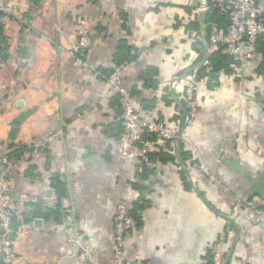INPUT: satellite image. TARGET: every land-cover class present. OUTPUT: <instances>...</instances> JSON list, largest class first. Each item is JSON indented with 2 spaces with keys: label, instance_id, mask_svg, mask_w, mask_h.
Here are the masks:
<instances>
[{
  "label": "crops",
  "instance_id": "1",
  "mask_svg": "<svg viewBox=\"0 0 264 264\" xmlns=\"http://www.w3.org/2000/svg\"><path fill=\"white\" fill-rule=\"evenodd\" d=\"M4 2L12 14L0 12V170L6 149H38L11 175L13 195L39 203L17 209L14 264H123L124 257L141 264H211V247L227 224L221 214L251 195L264 203L260 63L241 62L234 73L221 74L216 87L202 85L189 134L208 173L199 166L182 172L170 163L143 177L139 163L114 150L122 110L98 71L114 68L124 45L131 46L136 57L124 66L127 85L152 100L157 118L171 122L185 89L178 79L211 55L205 45L203 54L196 49L197 0ZM78 14L92 29L87 58L96 72L69 54ZM61 191L60 218L54 208ZM123 199L138 221L119 255L114 228ZM241 225L227 264H264V230L245 217Z\"/></svg>",
  "mask_w": 264,
  "mask_h": 264
},
{
  "label": "built area",
  "instance_id": "2",
  "mask_svg": "<svg viewBox=\"0 0 264 264\" xmlns=\"http://www.w3.org/2000/svg\"><path fill=\"white\" fill-rule=\"evenodd\" d=\"M197 2V12L202 18L205 12L208 14L209 3L208 0H197ZM224 10L229 13L230 23L227 27H220L215 22L209 23V42L206 40V36L203 38V27L200 18L201 33L199 38L203 41V45L208 44L209 53L221 49L224 53L232 55L236 60L244 63H259L261 55L257 51L256 42L260 36H264V4L259 0H227ZM0 12L8 15L12 14L4 0H0ZM75 23L77 40L70 49L69 54L77 66L95 71L94 65L90 64L87 58L88 48L92 41V29L82 14L75 17ZM204 26L207 29L206 18ZM195 37H197V34H195ZM207 64L208 60H202L191 65L188 67V72L178 79L184 80L185 83L181 105L183 102L187 111L182 106V108L178 107L175 112V115L179 114L180 111L185 112V120L182 125L179 119H174L171 122L161 121L152 111L145 109L140 99L133 94L132 88L126 83L124 65L114 66V71L106 83L108 94L110 96L116 95L119 98L124 127L121 138L114 144L115 152L128 161L134 163L144 161L157 170L159 162L151 160L149 154L160 151L176 154L179 151L181 141L184 143L185 149L190 151L191 154L188 163L199 166L208 173L207 167L201 161L199 151L192 145L189 134L190 126L194 124L202 105L201 89L207 78L201 76L200 68ZM255 76L264 78L262 74L258 73ZM174 84L176 82L172 83V85ZM148 132L155 134L156 137L154 139L144 138L145 133ZM12 151L14 150L11 148L6 149L1 157L0 259L2 264H14L17 259L15 249L17 209L24 210L31 204L38 202L36 197L26 194L15 197L12 193L11 182L12 171L20 166L18 163L22 164L24 161L29 160L32 154L37 153L38 149L34 147L25 149L19 157L12 156ZM253 196L248 203L239 201L230 214H221L227 224L211 247V264H225L230 242L234 240L236 231H242L240 227L241 217L252 220L254 225L264 230V203L262 198L256 195ZM130 209L131 203L129 201L121 200L117 205L114 228V249L117 254H122L121 249L124 246L125 235L135 224ZM241 212L244 214L239 217ZM126 264L141 263L128 258Z\"/></svg>",
  "mask_w": 264,
  "mask_h": 264
},
{
  "label": "trees",
  "instance_id": "3",
  "mask_svg": "<svg viewBox=\"0 0 264 264\" xmlns=\"http://www.w3.org/2000/svg\"><path fill=\"white\" fill-rule=\"evenodd\" d=\"M208 3H209V11H208V14L206 16V23H207V29L208 30H207L206 40L209 42V36H210V27L208 26L209 23L215 22L220 27H227L230 23V17H229V13L224 10L225 6L227 5V0H208ZM198 30L200 32V21L198 24ZM1 40H2V37H1ZM196 42H197L196 44H198V47L196 45V49L201 54L203 51V47H204L203 41L201 40V38H198ZM256 46H257V51L261 55V60L259 62L260 64H259L258 68H256V72L259 74H262L264 76V36L259 37V39L256 42ZM124 47H125L124 52L116 60V66H121V65L125 66V65L131 63L133 60H135L136 55L133 52L134 51L133 48L127 44L124 45ZM125 50H126V52H125ZM200 56H202V55H200ZM241 62L242 61H240V60H236L232 55L226 54L221 49H219V50L211 53L209 60H208V64L204 65L200 68L201 76L207 77L206 78L207 87H210V88L216 87L220 83V75L223 73H226V74L234 73L235 69L239 65L242 64ZM113 71H114V68H112V69H101L98 71V73L100 74V76H102L101 78L103 80L107 81L109 79V77L111 76V74L113 73ZM154 79H155L154 75H152V77L148 80L149 84L151 83V85H152V83H154ZM132 92L135 96H137L140 99V101H141V103L145 109H148L150 111L153 110V106L151 105L152 100H149L148 98L141 97L140 94H138V92L134 90V88H132ZM116 97L118 98V96H116ZM167 100L170 102V104L172 103L171 100H169V99H167ZM118 101H119V98H118ZM119 104H120V102H119ZM182 106L184 107V110L187 111V108L183 104V102H182ZM121 110H122V108H121ZM158 119L161 121H164L162 118H158ZM174 119H179L180 123L182 125V123L185 120V112L180 111L179 114L174 115L172 120H174ZM121 120H122V118H121ZM122 122H123V120H122ZM123 130H124V127H123ZM122 133H123V131H122ZM122 133L116 138V140H119L121 138ZM155 137H156L155 134L150 133V132L145 133V135H144V138H147V139H154ZM32 147H27V146L21 147L19 149L12 151L11 155L15 156V157H19L25 149L32 148ZM179 152H180L179 153L180 159L184 162V167H183L182 163L179 162L180 160H178L179 158L176 156V154H173V153L160 151L157 153H151V154H149V156H150L151 160L159 162V165L160 164L165 165V164L173 163V164L179 165L180 168L182 169L181 170L182 172L183 171L188 172L186 167L187 166L193 167L194 165H191L188 163V159L191 157V154H190V151L185 149V145L181 141H180V146H179ZM139 164H140L139 165L140 173L142 174L143 177L149 176L156 171L155 167H151V166L147 165L144 161L142 163H139ZM140 187H143V186L140 184L139 188ZM65 194H66L65 192H62V191L60 192V194L58 195L59 201L56 204V207L54 208L55 212L59 214L58 217H60V216L62 217L64 215V212H63L64 206L61 202V199L65 196ZM252 198H253V195L249 196L245 201H242V202L248 203ZM38 204L36 202V203L31 204L30 206L33 207V206L38 205ZM23 212H25V209L23 210ZM130 214H131V216L135 222L138 221L137 214L134 213L132 207L130 209ZM230 224L233 226L232 223H230Z\"/></svg>",
  "mask_w": 264,
  "mask_h": 264
},
{
  "label": "water",
  "instance_id": "4",
  "mask_svg": "<svg viewBox=\"0 0 264 264\" xmlns=\"http://www.w3.org/2000/svg\"><path fill=\"white\" fill-rule=\"evenodd\" d=\"M206 16H207V12H205L204 15H203L202 18H201V25H202V27H203V38H204V37L206 36V34H207V29H206L205 26H204ZM205 48H206V51L208 52V44H205ZM179 107L182 108L181 103H179ZM176 155H177V157L179 158L180 162L182 163V165H183V167H184V162L180 159L179 151H177ZM227 259H228V256H227V258H226V262H225V264H227Z\"/></svg>",
  "mask_w": 264,
  "mask_h": 264
},
{
  "label": "rangeland",
  "instance_id": "5",
  "mask_svg": "<svg viewBox=\"0 0 264 264\" xmlns=\"http://www.w3.org/2000/svg\"><path fill=\"white\" fill-rule=\"evenodd\" d=\"M117 155H119V153H117ZM121 158H123L121 155H119ZM124 159V158H123ZM134 163V162H133ZM159 167V166H158ZM211 175V172L209 173V175H208V177ZM210 178V177H209ZM214 178V177H213ZM211 179V178H210ZM213 180V179H212ZM214 180H216L217 181V179H214ZM123 200H125V199H123ZM125 201H129V200H125ZM115 217H116V215H115ZM242 229H243V227H242V225L240 226ZM134 229V227L132 228V229H130L129 230V232L125 235V238H124V246H123V248L121 249L122 250V253L124 252V250H125V246H126V241H127V237H128V235L131 233V231ZM240 237H238V239H239ZM113 249H114V245H113ZM114 251H115V249H114ZM115 253H117L116 251H115ZM119 255H121V254H119ZM128 258H130V257H128ZM128 258H123V264H126V261L128 260Z\"/></svg>",
  "mask_w": 264,
  "mask_h": 264
}]
</instances>
